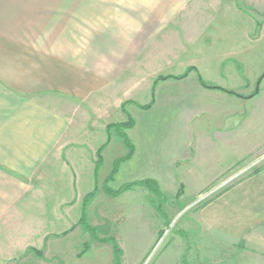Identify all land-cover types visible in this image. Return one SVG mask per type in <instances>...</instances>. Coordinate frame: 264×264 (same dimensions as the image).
I'll use <instances>...</instances> for the list:
<instances>
[{
	"label": "crops",
	"instance_id": "crops-1",
	"mask_svg": "<svg viewBox=\"0 0 264 264\" xmlns=\"http://www.w3.org/2000/svg\"><path fill=\"white\" fill-rule=\"evenodd\" d=\"M257 26L237 0H0V264H51L38 255L50 252L45 240L52 233L39 228L36 211L48 201L50 172L74 170L69 156L80 147L71 101L90 105L94 121L106 122L102 155L114 144L124 145L114 164L130 150L107 127L133 119L125 134L134 153L117 174L127 170L138 178L127 184H172L178 172L206 163L198 151L205 119L222 131L229 113L219 109L231 102L227 94L205 89L197 72L204 80L208 66L220 79L204 81L223 89H238L242 80L245 85V52L262 39L253 37ZM190 38L206 42L213 53L183 64L177 45ZM220 44L234 49L216 51ZM160 76L171 78L156 83ZM145 81L149 99L141 102L135 89ZM120 111L126 118L112 122ZM80 120L86 123L85 116L78 125ZM224 203L218 207L223 215L254 226V242L264 249V169ZM41 236L42 250L34 245ZM53 250L63 258L62 249ZM33 259L39 263H28Z\"/></svg>",
	"mask_w": 264,
	"mask_h": 264
},
{
	"label": "rangeland",
	"instance_id": "rangeland-1",
	"mask_svg": "<svg viewBox=\"0 0 264 264\" xmlns=\"http://www.w3.org/2000/svg\"><path fill=\"white\" fill-rule=\"evenodd\" d=\"M237 1L248 17L258 22L253 37H262L255 50L245 52L246 83L244 85L242 80L240 88L226 91L207 89L223 92L231 100L219 108L229 112L223 129L215 131L216 127L212 129L217 125L215 120L205 119L206 131L198 151L200 159L207 160L206 163L198 164L197 171L178 172L177 181L172 184L162 187L158 183L161 193L136 187L131 190L135 192L114 198L104 192L115 168L114 161L124 145L114 144L104 152L102 165L95 171L99 147L108 137L106 122L94 121L90 105L71 101V119L76 120L74 125L78 126L79 135L75 143L80 149L69 156L73 171L56 167L50 172V185L46 189L48 201L38 204L36 222L43 232L52 233L45 240L50 252H38L44 262L115 264L113 244L107 241L113 238L121 249L120 264H264V249L254 242L255 227H249V222L245 225L236 215L227 217L218 209L228 205L222 201L230 192L264 169V79L261 81L264 75V1ZM247 44L248 41L246 51L249 50ZM220 45L223 49L216 48V51L234 49L232 44ZM177 46L183 64L198 63V56L212 52L206 42L192 38L182 40ZM204 67V80L217 83L219 74ZM148 85L145 81L135 89L137 100L149 99ZM208 109L212 112L209 100ZM122 113L113 114L111 121L121 122L126 118ZM84 116L86 123L80 120L81 125H78L79 118ZM111 132L119 137L115 128ZM221 166L225 168L220 170ZM130 179L138 178H131L129 171L123 170L108 186L118 190ZM95 191L88 201V195ZM43 205L47 206L44 211L48 214L44 213ZM83 212L85 219L81 224ZM247 231L252 233L246 236ZM34 245L42 250L43 236ZM58 248L62 249L63 258L55 257L53 249ZM3 254L0 252V259ZM44 254L46 257H42ZM39 259L28 263H39Z\"/></svg>",
	"mask_w": 264,
	"mask_h": 264
},
{
	"label": "trees",
	"instance_id": "trees-1",
	"mask_svg": "<svg viewBox=\"0 0 264 264\" xmlns=\"http://www.w3.org/2000/svg\"><path fill=\"white\" fill-rule=\"evenodd\" d=\"M191 71H196L195 68H192L189 70V72ZM198 74V78H199V81L201 83V85L205 88V89H215V90H221V91H226L225 89L221 88V87H218V86H215V85H211V84H208L206 83L202 76L197 72ZM188 74H185L183 75L182 77L180 78H177V79H182V78H185L187 77ZM171 77H160L156 80V83L160 82V81H165L167 79H170ZM264 79V75L262 76L261 78V81ZM151 107V105H148V106H145V107H141L143 109H149ZM125 109V108H124ZM135 125L134 121L132 118H129V120L126 122V123H122V124H113V125H109L107 127V130L109 132V136H110V132L111 130H113L115 128L116 132L119 134V137L121 139L124 140L126 146L128 147V149L130 150V153L127 157L121 159V160H118L115 164V168L112 172V174L109 176V178L107 179L106 181V186H105V190L104 192L111 196V197H114V198H118L120 197L121 195H123L124 193L126 192H129L131 190H133L134 188L136 187H146L148 188L149 190H155L156 192L158 193H161L160 192V189H159V184L158 182L154 181V180H144V181H137V182H132V183H128V184H125L123 185L120 189L118 190H113L111 187L108 186L109 183H112L114 180H115V177L116 175L118 174L119 172V168H120V165L127 161L128 159H130V157L133 155L134 153V146L133 144L131 143V141L129 140V138L127 137V135L125 134V131L126 130H129L131 128H133ZM105 147H102L99 151H98V155H99V158L96 162V167H95V171H98L99 168L101 167L102 165V162H103V159H102V150L104 149ZM257 173V171H256ZM96 191L95 192H92L91 194L88 195L87 197V200L89 201V199L91 197H93L95 195ZM87 200L85 201V203L87 204ZM85 219V212L82 213V219L80 221V223L82 224L83 223V220ZM107 241H110L112 242L113 244V248H114V257H115V264H120V260H121V249L117 243V241L113 238L107 240Z\"/></svg>",
	"mask_w": 264,
	"mask_h": 264
}]
</instances>
